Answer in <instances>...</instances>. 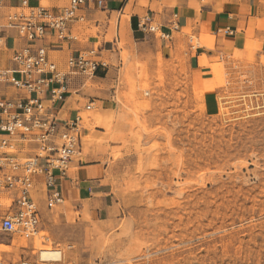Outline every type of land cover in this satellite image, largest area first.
<instances>
[{
	"label": "rangeland",
	"instance_id": "rangeland-1",
	"mask_svg": "<svg viewBox=\"0 0 264 264\" xmlns=\"http://www.w3.org/2000/svg\"><path fill=\"white\" fill-rule=\"evenodd\" d=\"M190 36L193 46L201 44ZM261 44L249 30L244 48L203 72L208 79L191 74L186 53L171 61L159 55L156 68L125 66L116 99L128 114L96 105L80 113L84 143L92 134L93 151L103 148L128 166L114 181L116 211L97 218L73 210L62 221L63 202L35 194L41 222L34 231L0 230L1 264H264ZM129 55L123 51L126 63ZM77 169L74 163L71 171ZM0 196L10 199H0V213H7L14 196ZM43 249H58L64 259H42Z\"/></svg>",
	"mask_w": 264,
	"mask_h": 264
},
{
	"label": "crops",
	"instance_id": "crops-1",
	"mask_svg": "<svg viewBox=\"0 0 264 264\" xmlns=\"http://www.w3.org/2000/svg\"><path fill=\"white\" fill-rule=\"evenodd\" d=\"M22 2L2 0L0 68L16 67L13 54L25 45L44 46L60 67L73 54L100 49L98 56L103 62L93 76L66 75L67 86L62 99L53 96L52 89L60 86L58 82L46 86L44 102L62 119L81 115L89 102L103 111L128 114L117 102L116 95L122 69L131 62L133 65L136 62L147 63L151 68H156L159 55L171 61L176 60L179 53H186L191 74L201 73L203 78L208 79L210 76L206 77L203 72L212 70L211 65L216 58H222L235 48H244L249 30L262 41L260 53H264V0H103L101 6L99 0H88L81 10L85 20L69 24L73 38H58L54 31L49 30L43 38L34 42L23 38L16 28L5 26L7 14L22 9ZM68 2L28 0V5L47 6L60 12ZM190 32L198 37L201 44L193 46ZM109 33L113 34L112 38H107ZM123 39L125 44L121 47L119 44ZM180 43L185 44L188 52L181 48ZM124 50L130 53L127 63ZM24 94V90L17 89L13 84L0 82V95L16 98ZM112 103L115 106L109 105ZM63 113L67 117H62ZM93 115L91 119L101 117L100 124L108 122L104 114ZM129 128L130 124L125 123L124 130ZM96 130L106 131L103 127ZM91 138L92 134L86 135L85 143L82 139L79 152L82 156L78 159L75 157L72 162L78 169L70 170L61 180L63 209L59 216L62 221L73 210L81 212L79 217L85 211L97 218H108L119 204L114 181L120 174H125L128 166L124 160L113 158L103 148L93 151ZM111 145L120 146L121 143ZM40 193L47 195L42 183L37 185L33 196ZM4 198L0 196L1 202H4ZM51 205L46 208L43 203L44 209L51 210Z\"/></svg>",
	"mask_w": 264,
	"mask_h": 264
},
{
	"label": "built area",
	"instance_id": "built-area-1",
	"mask_svg": "<svg viewBox=\"0 0 264 264\" xmlns=\"http://www.w3.org/2000/svg\"><path fill=\"white\" fill-rule=\"evenodd\" d=\"M22 1V9L7 14L5 26L16 28L23 38L34 42L49 30L58 38H73L69 24L85 20L81 10L88 0H69L60 12L47 6L30 7L28 0ZM99 5H103V0H99ZM2 7L0 0V12ZM99 54V48L81 51L60 67L44 46L25 45L13 54L16 67L0 68V82L11 83L25 92L16 98L0 95V192L14 196L10 211L0 213L1 231L16 233L38 227L41 211L33 194L39 183L50 204L63 201L61 180L80 152L82 115L60 118L44 102L43 93L47 85L58 82L60 86L52 89L53 96L62 99L66 75L93 76L103 62ZM94 105L89 102L86 109H93Z\"/></svg>",
	"mask_w": 264,
	"mask_h": 264
},
{
	"label": "bare ground",
	"instance_id": "bare-ground-1",
	"mask_svg": "<svg viewBox=\"0 0 264 264\" xmlns=\"http://www.w3.org/2000/svg\"><path fill=\"white\" fill-rule=\"evenodd\" d=\"M3 201L5 203H8V202L10 203V199L7 198V197H5ZM24 239H23V241H25ZM1 246H2V249L1 250H3L5 248V245L3 246V244H0V247ZM40 257L42 259H46V260H50V259H53V260H62V259H64L63 252L60 251V250H58V249H43L40 252Z\"/></svg>",
	"mask_w": 264,
	"mask_h": 264
}]
</instances>
